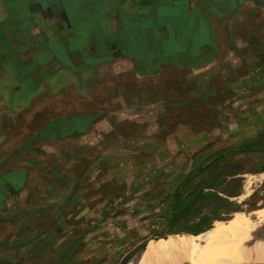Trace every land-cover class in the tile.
<instances>
[{
	"label": "crops",
	"instance_id": "obj_1",
	"mask_svg": "<svg viewBox=\"0 0 264 264\" xmlns=\"http://www.w3.org/2000/svg\"><path fill=\"white\" fill-rule=\"evenodd\" d=\"M26 78L37 88L23 98L32 86ZM257 100H264V0H0V264L16 260L21 243L24 219L11 215H26L24 227L33 229L32 214L63 212L66 137L79 138L75 150L97 131L120 134L104 142L123 144L124 194L138 179L132 172L161 164L155 151L221 148L216 136L235 132L234 118ZM225 116L233 119L224 128ZM214 140L217 147L208 145ZM79 152L73 165L85 161ZM54 193L51 205H37ZM42 232L24 242L30 259L34 244H48L34 240Z\"/></svg>",
	"mask_w": 264,
	"mask_h": 264
},
{
	"label": "rangeland",
	"instance_id": "obj_2",
	"mask_svg": "<svg viewBox=\"0 0 264 264\" xmlns=\"http://www.w3.org/2000/svg\"><path fill=\"white\" fill-rule=\"evenodd\" d=\"M56 71L55 64L49 66V75ZM27 81L32 86L29 84L30 88L23 92V98L37 88L32 80ZM40 81L42 86L47 85L46 76ZM117 88L120 86H115V90ZM95 103L100 111L99 121L104 123L108 119L104 110L105 101L100 99ZM243 108L249 115L234 118L239 122L236 121L238 127L235 132L216 134L221 148L179 147L173 149L171 157L155 151L154 160L160 156L161 164H145L141 170L138 168L135 173L132 172L134 176L138 174V179L127 182L131 190L124 189V194L119 192V186L126 184L128 171L124 163L118 160L120 152H124L123 144L115 142L116 148H111L112 145L104 142L106 136L110 139L120 137V134L97 131L96 134L82 137L80 141L84 143L75 150L72 145L79 138L66 137L63 140L66 143L63 167L66 194L59 199L61 208L64 206L63 212L51 210L45 215L40 212L32 214L28 217L27 225H34L33 229L24 227L26 215L24 218L19 214L15 217L11 215V221L14 218L18 221L24 219L22 227L18 224L16 228V240L21 243L16 250L17 259L2 264H120L129 252L147 240L208 233L217 222L232 220L240 212L250 214L255 219L254 213L262 211L264 207V100L253 101L250 106L243 105ZM49 119L54 117L50 115ZM224 119L225 128L233 118L225 116ZM111 124L116 123L112 121ZM162 139L164 148L167 144ZM94 140L97 141L95 149L92 147L94 145H89ZM255 142L251 149H240L246 143ZM208 145L217 147V140ZM78 152L85 157L79 166L73 165L70 160ZM218 155L223 156L214 159V162L212 159ZM89 157L92 160L89 161ZM150 160L152 158L147 159ZM79 173V181L73 182ZM92 182L102 190H92ZM77 189L80 196L73 197L70 193ZM102 191L107 195L112 192L116 195L104 197L100 195ZM47 198L38 197L37 205L43 207L48 203L51 205L52 199L56 201L55 193ZM89 207L91 212L88 211ZM204 218L208 220L201 224ZM77 221L80 222L79 229ZM196 222L200 225H196ZM41 231L44 237L34 239L36 242L50 239L47 245L34 244L30 259L31 255L24 253V247L28 246L24 242H29L32 235ZM7 234V231L2 232L1 236ZM135 261L134 258L130 264H139Z\"/></svg>",
	"mask_w": 264,
	"mask_h": 264
},
{
	"label": "bare ground",
	"instance_id": "obj_3",
	"mask_svg": "<svg viewBox=\"0 0 264 264\" xmlns=\"http://www.w3.org/2000/svg\"><path fill=\"white\" fill-rule=\"evenodd\" d=\"M254 215L240 212L208 233L152 242L135 259L139 264H264V207Z\"/></svg>",
	"mask_w": 264,
	"mask_h": 264
},
{
	"label": "water",
	"instance_id": "obj_4",
	"mask_svg": "<svg viewBox=\"0 0 264 264\" xmlns=\"http://www.w3.org/2000/svg\"><path fill=\"white\" fill-rule=\"evenodd\" d=\"M189 235H193V234H189ZM169 236L165 237V238H160V239H150L147 240L145 242H143L142 244L138 245L134 250H132L131 252H129L121 261L120 264H130L132 262V260L139 255L140 253L143 252V250H145V248H147L149 246L150 243H158V242H167L169 240Z\"/></svg>",
	"mask_w": 264,
	"mask_h": 264
},
{
	"label": "trees",
	"instance_id": "obj_5",
	"mask_svg": "<svg viewBox=\"0 0 264 264\" xmlns=\"http://www.w3.org/2000/svg\"><path fill=\"white\" fill-rule=\"evenodd\" d=\"M196 233H198L197 231H195Z\"/></svg>",
	"mask_w": 264,
	"mask_h": 264
}]
</instances>
